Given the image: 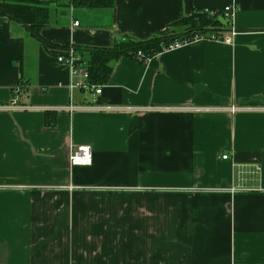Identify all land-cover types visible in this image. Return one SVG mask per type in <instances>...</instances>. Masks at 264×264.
<instances>
[{"label":"crops","instance_id":"0c3cea01","mask_svg":"<svg viewBox=\"0 0 264 264\" xmlns=\"http://www.w3.org/2000/svg\"><path fill=\"white\" fill-rule=\"evenodd\" d=\"M44 1L47 47L0 16V104L46 108L0 110V264H264V0ZM231 4L230 43L111 62L108 109L55 58ZM82 145L91 163L70 165Z\"/></svg>","mask_w":264,"mask_h":264},{"label":"trees","instance_id":"16d2710c","mask_svg":"<svg viewBox=\"0 0 264 264\" xmlns=\"http://www.w3.org/2000/svg\"><path fill=\"white\" fill-rule=\"evenodd\" d=\"M67 6L76 9H99L111 8L114 0H65ZM198 11L193 16L179 21L185 24L186 30L182 33H174L168 36H157L145 40H138L126 36L123 40L116 42L110 48H85L90 53L88 60L89 80L96 85L105 84L108 81L112 67L111 62L121 56H129L135 60V55L141 51L146 57H153L163 50V46L168 45L175 38L182 34L199 32L208 35L211 32L224 30L225 26L219 21V17L224 15L223 10ZM0 16H5L14 22L21 24L28 33L36 40L49 44L41 37V29L49 21V4L44 0H0ZM21 87V86H20Z\"/></svg>","mask_w":264,"mask_h":264},{"label":"built area","instance_id":"2783aa9c","mask_svg":"<svg viewBox=\"0 0 264 264\" xmlns=\"http://www.w3.org/2000/svg\"><path fill=\"white\" fill-rule=\"evenodd\" d=\"M222 17L227 21L228 23H231L233 14L236 10V7L231 4L225 6L223 9ZM208 10H206L207 12ZM208 14L214 15L213 11H208ZM74 26L78 25V21L73 22ZM234 32L233 30H217L214 32H211L208 35H203L199 32H192L189 34H182L179 37L175 38L173 41H171L168 45L163 46V50L159 52L156 55H159L162 52L174 50L177 48H180L184 45H187L189 43L199 41L202 39H211L213 41H220L225 43H230L231 38L230 34L232 35ZM135 60L142 63L147 64L150 59V57H146L143 55L141 51H138V53L135 55ZM56 61L60 64L65 65L69 69V82H68V89L70 91L72 90H82L86 91L90 96V104L84 105V106H95L98 109H108L107 107H100L97 103L99 96L102 93V87L103 85H96L90 82L89 80V71L87 69L88 63L81 57V54L78 53L77 50H75L73 47H68L65 49H62L57 55H56ZM81 106V107H84ZM15 108H22V109H29L34 110L37 109H46L45 107H32V106H26V105H19L18 101L15 98H13L10 102L5 104H0V110H12ZM55 111L59 110H74L79 107L70 105L68 107H51ZM117 110V109H114ZM136 110V109H133ZM231 111H235V107L230 108ZM228 155H222V159H227ZM92 160V151L91 148L87 145H82L78 147L75 151L70 153L69 155V163L70 165H89Z\"/></svg>","mask_w":264,"mask_h":264},{"label":"water","instance_id":"95a60500","mask_svg":"<svg viewBox=\"0 0 264 264\" xmlns=\"http://www.w3.org/2000/svg\"><path fill=\"white\" fill-rule=\"evenodd\" d=\"M218 19L222 23L223 26L227 25V21L222 16H220Z\"/></svg>","mask_w":264,"mask_h":264}]
</instances>
